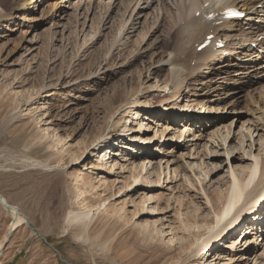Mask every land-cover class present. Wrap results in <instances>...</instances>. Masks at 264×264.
Wrapping results in <instances>:
<instances>
[{
  "label": "rangeland",
  "instance_id": "rangeland-1",
  "mask_svg": "<svg viewBox=\"0 0 264 264\" xmlns=\"http://www.w3.org/2000/svg\"><path fill=\"white\" fill-rule=\"evenodd\" d=\"M108 1L112 0H104L105 3H109ZM12 2L13 0H1L0 12L3 13L4 8L8 9ZM89 2L90 0H70L68 4L62 3L59 7L64 13L52 19L49 8L55 1L46 0L37 4L36 8L32 5L22 10L19 17L0 19V195L10 206H16L26 220L9 234L11 236H8L0 255V264H191L196 259H202L200 256L194 257L192 253L200 239L195 234L207 229L203 220L207 221V216L210 217L213 213L211 203L206 205L197 180L207 179L203 187L210 201L220 189H224L230 176L229 168L240 172L250 163L246 162L244 151L240 148L242 141H245L248 152L246 129L253 130L254 139L258 143L252 151L253 155H258L260 150L264 154V146L261 148V143L258 142L262 140L264 144V102L251 101L246 92L234 96L235 100L228 99L222 88L235 87L233 81L229 85V81L224 80L226 75L212 74V77L207 74L209 70L203 69L199 76L209 78L203 82L192 81L193 92L187 98L190 103L208 102V106H211L207 121H203L205 123L196 121L193 125L192 120L187 127L192 130L198 125L193 134H200L202 140L178 144L179 140L175 139L180 134L177 128L186 125L182 121L185 115L177 114L179 117L174 121L168 115L157 114L163 106L160 91L169 73L168 68L160 61L161 53H169V48L164 46L159 50L156 46H160L161 41L167 43L170 40L169 30L172 29L174 20L170 7L164 2L160 6L155 4L146 11L140 20L141 24L135 26L140 28L135 30L137 28L132 29L131 26L121 42L129 44L126 49L128 53H120L114 52V45L121 38L122 34L118 36V29L128 14L123 17L124 9L116 2L119 4L114 11L108 13L105 10L101 12L100 9L93 11L91 8L92 13L87 18L84 10ZM79 4L83 8L77 11ZM155 28L159 29L156 31ZM95 31L97 32L94 33ZM174 42H170L171 46ZM252 47L256 49V43ZM113 52L114 58L110 61ZM262 61L259 63L263 64ZM248 79L245 77L244 81ZM210 80L219 83L221 89L209 93L203 90ZM257 82L263 86L264 75L254 80V85ZM118 84H126V91L122 92L124 100H130L131 91L133 93V89H136L139 91L136 98L141 97L139 95L143 90L145 96L140 101H147L144 102L146 106L141 105L142 111L138 109L142 112L138 121L130 119L132 115L128 114L113 132L118 136L124 127L129 126L125 129L126 137L142 136L148 139L145 153L152 152L150 157L155 160L153 164L162 162L164 168L159 188L154 187V191H151V195L157 196L153 201H147L146 208L140 202L148 194L145 188L136 190L131 186L132 192L129 189L126 193L122 192L123 196L117 194L112 197V194L123 188L124 181L129 185L133 183L131 174L127 171L119 174L118 179L109 178L105 173H91L90 169L85 171L89 193L80 196L78 185L68 173L77 175L80 174L78 171L90 168L91 163L96 161L95 155L77 166L70 165L67 173L26 168L31 159L51 166L60 163L63 165L70 160L67 154L57 155L44 148L46 135L43 129H56L58 135L65 138V143L68 144L66 147H69L91 141L102 123H105L104 127L108 126L111 114L106 105ZM240 86L245 85H237L239 88ZM14 91H18L21 97L15 96ZM37 92L40 97L38 102L35 99L30 102ZM199 109L194 112L201 113ZM143 115L155 120L156 125L144 121L149 129L140 131L138 122L145 119ZM189 117L200 118L193 115ZM45 121L51 124L44 125ZM130 128H134L133 131H129ZM224 128H229L232 132L226 144L227 153H224V143L220 138L225 133ZM258 128L262 129L259 134L262 139L255 137L258 132L255 129ZM218 131L217 148L209 141L211 134ZM126 142L129 143L128 140ZM195 142L200 147L194 149L192 156L190 150L195 148ZM140 144L138 149L142 148V142ZM118 151L119 154L125 153L121 148ZM122 156L115 158L122 159ZM197 158L203 159L206 165L204 172L207 174L204 176L198 170H191L189 165L193 162L190 159ZM84 164L87 166L83 167ZM166 164L169 165L168 181ZM173 169H177L178 179H173ZM101 177H105L107 183L116 180V188L101 186ZM151 179L156 184V178L152 176ZM108 197L111 198L106 205L110 202L114 203L113 207L124 204L130 214L125 219H119L118 216L107 218L103 215V208L99 210V206ZM83 200H86L87 206L83 205ZM156 203L158 211L153 213L148 209V214L143 213L144 209L153 208ZM88 206L92 211L91 234H80V227L69 226L67 217L69 212L82 213ZM136 212L138 214L134 221L137 225H133L134 221L128 224L131 214ZM162 217L164 220L159 225L165 223V229L172 226L177 231L174 242H170L168 234H149L152 238L141 233L142 223L157 221ZM187 222L189 227L185 226ZM12 224L11 211L0 202V244L5 240ZM242 224L244 223L239 225L240 228ZM252 238L262 239L264 235ZM241 239L239 235L233 236V241L240 242ZM182 241L188 246L191 244V247L182 248ZM233 241L228 237L219 243L220 246L215 245L212 256L210 253L205 258H209L207 263L264 264V247L259 248L254 243L250 253L243 257L242 253L230 247Z\"/></svg>",
  "mask_w": 264,
  "mask_h": 264
},
{
  "label": "bare ground",
  "instance_id": "bare-ground-1",
  "mask_svg": "<svg viewBox=\"0 0 264 264\" xmlns=\"http://www.w3.org/2000/svg\"><path fill=\"white\" fill-rule=\"evenodd\" d=\"M43 1L46 0H13L11 6L8 9L5 10L4 8L3 13L0 12V19L6 20L11 17L15 18L22 10H26V8H29L32 5L36 8L37 4H41ZM53 1H55V3L49 8L52 19L55 17L58 18V16H60L58 14L64 13L63 9L59 7L60 4L62 5V3H70V0ZM116 2H119L121 4L120 8L124 9L123 17H125L127 14L128 17L125 19L123 18L118 29V36H120V34L122 35L120 36L121 38L118 40V42H115L114 52L119 51L120 53H128L126 49H128L129 44L121 43L124 36L128 33V30L131 26L132 29L137 28L135 30L140 28V26H135L141 24L140 20L143 16H145L146 11L150 10L155 4L156 6H160L165 2L170 7V9H168L171 10V12L168 11V9L167 11L171 13V16H174L171 29L172 33L171 30H169V42L165 43L161 41L159 43L160 46H156V48L159 50L163 49L164 46L169 48V53L165 51L161 53L162 58L160 61L168 68L169 73L168 77L166 78L167 80L164 81V87L162 88V91L159 90L162 93L158 91L160 93L159 96L161 97V103H163V106L157 114L168 115L174 121H176L179 117H177V114L185 115V117L182 118V121L183 124L186 123V125H181L179 128H177L180 134L175 132V134L177 133L179 135L177 137L176 135L174 136V138L176 137L175 139L179 140L178 144L182 145L185 141L187 144L188 142L202 140L199 137L200 134H193L195 133L194 129L199 127L198 125H196L192 130H190V128L188 129L187 127L189 124H191L192 120L193 125L196 121L205 123L203 121H207V114H209V108L211 107L208 106V102L193 104L187 99L193 92V83H191L192 81H194V83L203 82L205 79H208L209 76L213 77L212 74H218L219 76L226 75L224 80H228L229 85H232L230 81H233L235 86L233 88L230 86L222 88V92H224V95H228V99L235 100L234 96L246 92L248 95H250L251 101L255 103L260 101L264 102V85L260 86V82H257L254 85V80L259 79L262 75H264V61H262V58H264V0H112L109 3H105L104 0H90V4L84 10L85 15L88 18L89 13H92L90 11L91 8L93 11L100 9L101 12L102 10H105L108 13L109 11H114L116 5L119 4H116ZM76 8L78 11L79 8L83 7L79 4ZM232 8L245 13L244 19H238L236 21L226 19L225 16H223V13L226 10H230ZM156 29L157 28H155V30ZM96 32L97 31L94 33ZM172 34H175L176 36H173ZM173 37L175 38L171 39ZM208 37H212L208 46L203 50H199V47L206 42ZM172 41L175 42L173 43L174 45L171 46L170 42ZM221 42L225 44L223 48L218 46V44ZM255 43L257 46L256 49L252 47V44ZM114 52L110 57V61L114 58ZM260 60L263 62V64L259 63ZM106 64L108 63L106 62ZM225 66H227V68ZM96 68L97 66L94 69ZM203 69L210 71L207 73L209 75L208 77L199 76L200 71ZM245 77L249 78L246 82L244 81ZM200 78L202 80L199 81ZM128 82H130V84L132 83L131 81ZM218 84L219 83L216 81L210 80L203 90L208 91V93L209 91L213 90L218 91L221 89V86H218ZM238 84H244L245 86H240L239 88L237 87ZM125 86L126 84L114 87L115 90L113 91V97L111 99L109 97V102L106 105V109H108V112L111 114V117L107 122L108 126H106V128L104 127L105 123H102V126L99 127L97 135L94 136L91 141L83 144L77 143L66 147L68 144L65 143V138L61 135H58L56 129H43L46 135V145L44 148H46L48 151L51 150L57 155H69L70 160L68 162H65L63 165H60V163L57 166H51L47 163L31 159L26 165V168L28 170H41L45 172L58 171L67 173L70 165L77 166L79 163L86 162V159L90 156L95 155L96 161L91 163L90 168L78 171L80 174L77 175L75 173H68L78 185L80 196H85L87 193H89L88 187H86L87 178L85 171L90 169L91 173L94 171L98 174L105 173L107 177H113L116 179H118L119 174H123L127 171L129 174H131L133 183L129 185L126 181H124L125 183H123V188H120L116 194H112V197L117 194H122L123 191L126 193L129 189H131L129 192H132V188H130L132 186L133 189L145 188V190L148 191V194H146L147 198L144 197L140 200L141 205L145 207L147 201H153L157 195H154V197L151 194L154 191V187L159 188L164 175L162 162L153 164L155 160L153 161V158L150 157L152 152L149 150L151 153H145L144 150L147 148L145 144L148 143V139H144L142 136L140 138L126 137L127 134L125 133V129H128L129 126H126V128L124 127V129L119 132L121 134L118 136L113 132L115 128L121 124V120L127 117L128 114L132 115L130 119L138 121V119L142 117V112H139L138 109L142 111V106H146L144 105V102L147 100L143 102L140 101V99L145 96L143 90H141L139 95L141 97L136 98V95L139 91L133 89V93L131 91V95L129 94L130 100H124L122 97V92L126 91ZM38 93L39 92H37L35 98L32 97V99H30V102L33 99L36 100V103L38 102V99L40 98L38 97ZM19 94L20 93L18 91H14L15 96L21 97ZM182 96L186 97L183 98ZM151 106H149V108H153ZM197 108H200L199 110H201V113L194 112V110L196 111ZM150 112L152 111L150 110ZM149 114L150 113H148V115ZM148 115H143L145 119L143 121L141 120L142 122H138L140 125V131L149 129L148 125H144V121L151 122L152 124L155 123L154 125H156L157 122H155V120H150ZM190 115H193L194 117L199 116L200 118L199 120L198 118H191L189 117ZM107 116L108 115L106 114V117ZM119 116H121V119H118ZM130 119L127 120V123L130 121ZM43 124L49 125L51 123H47L45 121ZM208 124H210V122ZM133 129L134 128H130L129 131H133ZM224 129L225 133H223L220 138L222 139V143H224L222 144L224 153H227L228 150L226 149V144L227 140H229L231 137L232 132L229 128ZM255 130L256 132L258 131L255 137L262 139V137L259 135L262 129L258 128ZM245 131H247L246 136L247 141L249 142V146H246L248 148V152L245 149V141H242L240 148H242L244 151L243 153L244 157L246 158V162L248 161L250 163L243 167L242 171L240 172L229 168L230 176L229 180L225 183L224 189H220V192H217L210 201L203 187L207 179L205 178L204 181L197 180V186L200 188V191L206 200V205L208 206L211 203L213 207V213L210 215V217L207 216V221L203 220L205 226H207V229L204 228V230L200 231V233L195 234L196 236L199 235L200 239L198 243H196V249H194V252L192 253L194 257L200 256L202 259H196L195 261L191 262V264H206L209 258L207 260L205 258L210 256V253L212 256V252L216 246H220L219 243L223 242L228 237L233 241L234 235H239L242 239L240 242L233 241L230 247L235 251L242 253L243 257L247 253H250V250L252 247H254V243H256L257 247L259 248L264 247V238L252 240L253 236L260 238L262 235H264V154H261L263 151L260 150L258 155H253L252 151L258 143L254 139V132H252V129L249 128ZM219 133L220 131H218V133L213 132L209 141V143L217 148V136ZM132 134L133 133H131V135ZM190 136L192 137L189 138ZM183 139L184 141H182ZM188 139L189 141H187ZM127 140L129 143L126 142ZM141 142L142 148L138 149L141 145ZM258 142L261 143V148H263L264 144H262V140L261 142ZM208 146L209 144L207 143V149ZM193 147V149L190 150L192 156V152L194 149L197 150L200 147V144L195 142ZM204 147H206V145ZM115 148H117V150ZM118 148L124 149L125 153L120 152L119 154ZM128 152L132 153V155L130 156V153L128 154ZM119 155H123L122 159L115 158ZM190 160H193V162L189 164L191 170H198L202 176L207 174V172H204L206 170V165L204 164L203 159L197 158ZM86 166V164L83 165V167ZM118 170H120L119 173ZM166 170L168 181L169 165H167ZM172 172L173 179H178L179 175L177 173V169H173ZM152 176L156 178V184L151 182ZM101 182V186L106 185V188H116V180L112 181L111 183H107L105 177H101ZM0 197L1 204L4 207H7L5 206L9 205L7 200L2 195H0ZM110 198L111 197H108L107 199L103 200L102 204L99 206V210L103 208L102 213L107 218H115L118 216L119 219H125L126 216L130 214V211H127L124 204L113 207L114 203L110 202L108 205H106ZM85 201L86 200H83L82 203L84 206H87ZM148 209H150V211L153 213L158 211L157 203L153 208L147 207V209H144L143 213L147 212L144 214H148ZM10 211L13 215V224L11 225L10 231L5 236V240L0 244V255L5 242L8 240L9 234H11L21 224L26 222L25 217L20 213L16 206L11 205ZM137 214V212L131 214L128 224H131L134 221V218ZM164 217L157 221L152 220L148 221L147 223H142V235L148 236L151 234L153 236V233H155L157 236H165V234H168V236H170V242H174L177 231H174L172 226H168L165 229V223L159 225V222L163 221ZM67 220L69 226L80 227V234H91L92 211L89 206L86 207L85 211L82 213L74 214L69 212ZM195 222H198L197 219ZM242 222L244 224H242V228H240L239 225ZM188 224L189 223L187 222L185 226H188ZM133 225H137V222L134 221ZM186 247L190 248L191 244L188 246L186 242L182 241V248Z\"/></svg>",
  "mask_w": 264,
  "mask_h": 264
},
{
  "label": "water",
  "instance_id": "water-1",
  "mask_svg": "<svg viewBox=\"0 0 264 264\" xmlns=\"http://www.w3.org/2000/svg\"><path fill=\"white\" fill-rule=\"evenodd\" d=\"M0 200H1V197H0ZM5 206H7L6 208H8L10 210V207H11L10 205H5Z\"/></svg>",
  "mask_w": 264,
  "mask_h": 264
}]
</instances>
